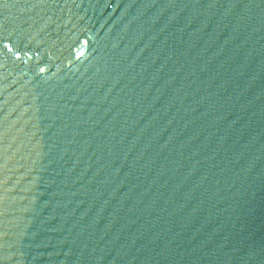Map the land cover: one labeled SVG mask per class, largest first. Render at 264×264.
Listing matches in <instances>:
<instances>
[{
  "label": "water",
  "instance_id": "1",
  "mask_svg": "<svg viewBox=\"0 0 264 264\" xmlns=\"http://www.w3.org/2000/svg\"><path fill=\"white\" fill-rule=\"evenodd\" d=\"M0 264H264V0H0Z\"/></svg>",
  "mask_w": 264,
  "mask_h": 264
}]
</instances>
